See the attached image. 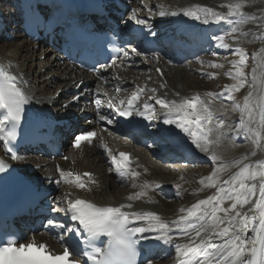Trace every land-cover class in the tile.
Listing matches in <instances>:
<instances>
[{"label": "snow or ice", "instance_id": "obj_1", "mask_svg": "<svg viewBox=\"0 0 264 264\" xmlns=\"http://www.w3.org/2000/svg\"><path fill=\"white\" fill-rule=\"evenodd\" d=\"M244 4L245 0H236L234 3L221 5L228 9L227 13L194 5L171 13L160 10L156 14L160 17L182 15L190 20L202 21L204 24L228 21L233 25L230 31L213 36L212 39L217 47L229 48L230 45L225 42V37L230 36L233 40H237L238 37L235 34L239 29L235 25L247 22L245 13L242 11ZM148 11L151 13L152 9L149 8ZM230 17H236V19L231 20ZM130 19L136 25L146 28L148 30L146 35L151 34L153 37L157 35L152 31V25L147 20L138 18L136 12L132 13ZM117 51L120 50L117 49ZM232 51L238 59L230 61L233 70L226 75L235 83L226 85L220 93H206L205 96L209 99H205L200 94L171 101L152 96L143 101L141 107L140 96L145 89L138 87L131 93L126 103L124 100H119L117 103L114 97L107 101L108 107L113 109L114 114L119 117L126 119L140 117L148 121L149 124L145 125L147 130L153 127L151 122L160 116L149 102L155 100V104L163 110L162 123L178 129L189 140L191 146L207 154L212 161L211 173L202 178L200 184L204 188L215 189L213 194L197 200L187 208L180 209L183 214L170 221L161 218L155 211L123 210L125 207L131 208V204L116 207L97 206L85 199L69 200L65 197L67 206L54 207L52 212L64 213L72 223L66 225L49 219L46 226L52 230H59L60 241L67 244L63 252L54 255L48 251L46 244L37 245L34 238L27 244L18 243V238L14 234H8L0 236V264H81V260L70 258L75 255L86 257L84 264H138L141 241H147L149 237L145 234L150 232L156 233L153 238L165 245L173 244L176 239H185L183 243H175V264H264V161H257L255 165L242 163L241 159L226 163L215 151L216 146L230 133L250 140L257 148L264 147V78L258 81L253 69V84L249 85L250 90L244 97L243 104L236 103L233 92L243 88L248 80V74L244 71L248 54L238 46ZM261 51L264 52V49ZM132 52L136 55L140 54L136 48H133ZM128 56L129 53L123 51L122 56H113L110 64H100L94 71L99 73L101 69L116 66L117 59L123 61ZM211 66L223 67L217 64ZM157 71L160 70L157 69ZM257 82L261 86L258 95L255 94ZM102 91L97 89L98 94ZM116 91L119 92L120 89L117 88ZM151 91L155 92V89ZM103 94L108 95L106 92ZM220 97H226L228 101L233 102V110L238 109L240 112L239 120L234 128L226 123L225 119L220 118L214 110V101ZM79 99L80 96L73 97V101ZM29 103V97L18 86L17 77L0 66V142L3 143L6 153H10L13 161L23 159L18 155L13 142L17 141V129L22 126L26 106ZM94 103L98 119L112 124L114 122L110 118L112 113L100 114L102 101L96 99ZM64 107H70V103H66ZM96 136L95 131L77 133L72 146L79 148L84 142L91 143ZM104 147L121 180L129 176L132 178L139 176L137 171L129 167L128 153L121 152L117 157L106 145ZM252 155H255V152ZM10 168L9 164L0 160V174L7 175ZM232 168L237 170L229 174ZM57 171L60 173L57 184L63 180L74 183L78 189L88 187V181L82 179L79 174L65 173L59 167ZM225 174H228L227 179L223 178ZM83 175L90 180V173ZM258 178L260 184L257 196L255 181ZM133 186L135 187V184ZM149 186V183L145 182L141 186L143 190L130 195L128 199H139L147 195L146 190ZM152 187L159 186L152 185ZM175 187L176 195L179 197L180 185ZM254 196L257 198L250 210L255 214L249 216L241 209L248 205ZM137 222L144 226H135ZM249 232L252 233L251 236L248 235ZM65 234L68 236V241H78V245L83 247L70 250L71 244L65 241ZM101 237H106L107 242L100 241ZM216 239L219 242H214ZM98 242L103 243V246H98Z\"/></svg>", "mask_w": 264, "mask_h": 264}, {"label": "bare ground", "instance_id": "obj_2", "mask_svg": "<svg viewBox=\"0 0 264 264\" xmlns=\"http://www.w3.org/2000/svg\"><path fill=\"white\" fill-rule=\"evenodd\" d=\"M147 1H149L148 2L149 6L152 7L153 2H150L151 0H147ZM188 1H189V3L187 1H185V2H182L180 5H179V3L175 4L172 8L173 9L175 8L174 11H179L180 9L185 8V7L200 5V6L213 8L215 11H218V12L227 13L228 9L226 7H221V5H227L228 3L236 2V0H188ZM143 2H145V1H143ZM143 2L141 3V1H139V3H141V4H139V7L142 8ZM173 4L174 3H172V5ZM135 5H138V4L136 3ZM242 11H243V13H245V16H248L247 22H246V23H249L247 26V31H249V32L252 31L254 33V31H256V29H259V28H260L259 30H261L262 28L264 29V0L262 3H259V0H245V4H244ZM179 16L182 17V15H179ZM156 18H157V20H162L163 22L165 21V19L166 20L168 19L167 16L160 17L157 14L155 15V19ZM231 18H233V17H231ZM253 18H255V19H253ZM185 20H186V17H183L182 21H185ZM198 22L199 21H195V22L189 24L188 26L196 24ZM164 23H166V21ZM235 26L237 28H240V24H236ZM257 26H259V27H257ZM240 29H242V28H240ZM247 31L241 30V36L246 37L245 32H247ZM242 33H243V35H242ZM228 37L229 36H227L225 38H228ZM5 38L6 37H3L0 35V44H1L0 45V64L2 62L5 66H7L8 68H10L12 70V72L14 73V75H16V77H18L20 79L21 84H22V89H23V91L27 92V96L30 99V104L34 105L38 100H41L43 98H47L46 97L47 96L46 90H44V88H43L45 93H42L43 90L37 91V93H40V95H41V97L39 99H37L38 95L35 96L36 88L30 83L29 73L23 69L24 63L30 61V58H31V55L29 56L30 53L35 55V59L39 60L40 62H42L41 57L44 56V58L47 59V62L46 61L45 62L50 67L48 69L51 70L52 68H54V71H56L54 74L55 76L54 75H48L47 74L48 70L44 71V74H45L44 75L41 73L42 72L41 70H43L44 68L46 69V66L39 63V68H40L39 70L40 71H38V76L36 78V80L37 79L41 80V78H42L41 83L43 82L42 84L45 85V86L42 85V87L50 86L52 84L56 85L57 83H59L57 85L59 88H57V86H56L54 92H52V95H53L52 99L56 95L58 89L64 88L66 85H68L69 81L66 77L68 75H70V73H66L67 69L60 66L58 64V62L53 59V55L49 49L43 50V51L48 52L46 54L45 53H43V54L42 53H36L35 54L32 50L33 48H30L27 42L23 41L21 44L16 45V43H12V42L6 43V41L8 39L5 40ZM262 41H264V40H262ZM263 44H261L262 45L261 49H264ZM226 50L228 51V48H222V52L226 51ZM227 51L223 52V53L226 54ZM230 59L231 58H228V60H230ZM208 61L211 62V59H209ZM28 68L30 69L31 67L29 66ZM190 68H192V67H190ZM188 70H190V69H188ZM220 70L224 71V67H221ZM259 70L260 69H257L255 71V75L257 77H260V75H259L260 71ZM194 71H196V70H194ZM200 72H201V76H203L202 78H205V79L208 77L210 78V76L213 73V72L197 71L198 74H200ZM163 73H164L163 75L165 76V78H167L168 81L170 83H172L173 82V74H172L173 72H171L170 69H163ZM187 73L189 74V72H186L185 74H183V72H181V79L183 81L186 80L185 76L187 75ZM32 74H35V76H36V71L33 70ZM213 74H214L213 77L216 76V73H213ZM152 75H153V77H157L154 73ZM196 79H197V81L195 80V83H193V84H192V82L191 83L190 82L185 83L186 88H190L191 86L195 85L196 89H194V87H193V90L195 92L190 90V93L186 92L187 94H184L183 98L184 97H191V96L196 95V94H200L203 97L204 94H206V93H209V92L215 93V91L212 90V87H211L213 85H211V84L207 85L208 81H206V80H203V79L199 80L200 75H198V77ZM75 84H76V82H75ZM244 88H245V86L243 88H241L240 90H242ZM192 92H193L192 95L187 96L188 94H191ZM179 95H182V94L180 93ZM237 95H238V91L233 92V96L235 98V101H238ZM60 96H61V94L58 95V98H61ZM156 96H158V93L155 94V97ZM167 96L169 97L168 99L170 101L174 100V99L175 100L182 99V98H177V96H175V94H173L171 92L170 93L168 92ZM224 98H226V97H224ZM217 101H218V99H217ZM217 101L216 100L214 101L213 107H214V110L216 112L217 111L220 112V113L217 112L220 115V117L222 118V116H223V117L231 118L233 116H236L237 117L236 120L238 122L239 117H240V112L237 110L234 111L233 109L229 108L227 106V104L219 103ZM230 135H232V133ZM103 136H104L102 138L103 141L110 142V138L112 135L104 133ZM229 136L227 138H224L221 141V143L219 145H217L215 148V151H217L218 154L221 155L222 159L226 163H230L236 159H241L242 163H249V164L256 163V161H254L253 158L251 159V157H248V156L251 155L253 152H255V155H259V153H262L261 148H259V151H257L255 149L252 152L245 151V149H239V148L243 147L242 144L239 146L240 141L243 137L242 136H236V137L233 136L234 138L232 137L233 138L232 139ZM234 140L239 144H235L233 142ZM197 151L199 152V150H197ZM199 153L203 154L204 159L205 160L207 159V161L210 162V164H209L210 168L213 167V163L208 158V155L201 153V152H199ZM140 155H142V154H140ZM140 155L138 153H134V156H137L139 159L137 162L130 165V168L137 171L139 173V176H137L135 178L128 177L129 179H127V181L125 180L126 182L125 181L123 182V183L128 182L127 187H125L123 189H119V190H116V188H118L117 187L118 181H117V178H116V180L114 178V170L110 167V163H109L108 159L106 158V156L102 155L98 148H93V149L86 148V149H83L82 153L77 152V153H73L72 155L69 154L68 158L65 161L58 160V161H56V163H53L51 161H47V162L43 161L44 164L42 167L47 169V168L53 166V168L56 170L58 167L60 170H62V168L74 170L79 175L82 172L93 173L94 175H93L92 180L95 181L96 185L88 187L92 191V197L87 196V194H85V195L87 196L86 198L91 199V200H95L97 203L103 204V205L110 204V203L120 205L121 203L117 202L118 199H122V201L124 199L125 201L123 202V204H128V203L131 204V202L134 203L133 201H135V200H140L143 203H146V200H149V198L151 196H152V201L153 200L154 201L160 200L161 198L156 197L152 193L151 188H153V189L156 188L157 192H166V193L171 194L173 196H177L176 195L177 189H176L175 185H180L179 191L181 192V194H184L186 191H189L192 193V195L195 198H197L198 196L199 197L204 196L203 198H206L208 195L213 194L215 191V189L204 188L203 185L200 184V180L211 173L212 170H210V168H201L200 167V168L194 169V167L189 166L187 168L188 176L195 179V181L191 183V182H189L188 179L184 178L186 183L183 185V179L180 178L181 176L179 174L171 173V174H173V176L170 174L171 177H169V178L163 177V176H158L157 172H165V171H167V167H162L159 164L157 165L156 162H153L150 159L142 158ZM142 156H144V155H142ZM251 156H254V155H251ZM22 157H23L22 160L17 161L18 165L22 166V165H25L26 162L31 161L32 165L34 166L32 168V170H30V171L28 170V168L25 169L29 176L36 178V179L37 178L40 179L42 176H44L43 169H41L40 171L38 170V172H34L35 167L39 166V164L42 163L41 160L28 158L26 156H22ZM244 157H247V158L243 159ZM261 159H259V161ZM244 160H248V161L244 162ZM142 165H144V168L141 167ZM28 166H31V165H28ZM172 169H173V171L174 170L177 171L178 167L168 168V170L170 172H172L171 171ZM202 171H205V172H202ZM234 171H236V168L230 169L229 174L231 172H234ZM50 173H52V172H49V174ZM46 176H48V174H46ZM223 178L227 179L228 174H225L223 176ZM105 182H107V185H104ZM145 182H148L150 185L149 188L146 190L147 195L142 196L139 199L129 200L128 197L130 195H134L135 193L143 190L141 186ZM195 182H196V184H195ZM134 184H135V187L133 186ZM152 185H158L159 187H152ZM164 188H168V190L164 191ZM99 190H101L100 193L98 192ZM108 192H110V194H112L113 197L115 198L113 201H110L106 197V194H109ZM69 194L77 196V195L84 194V191H81V190L77 191V190L71 189L69 186H67V187H65V190H64V193L62 194V196L59 198L57 196V198H56L57 202H59V203L63 202L65 200L64 198ZM258 195H259V192H258ZM163 201H164L163 199L161 201H159V202H162V204H164L163 205L164 206L163 212L161 214V218L170 221V220L176 219L179 215L183 214V213H181L179 208L174 210L173 206L170 207L171 211H165L167 203L163 202ZM174 206H176V205H174ZM189 206L190 205H184L183 208H187ZM245 207H246V205H245ZM144 210H145L144 208L141 209V212H143ZM252 212H253L252 214H255L254 211H252ZM248 235L251 236L252 233L249 232ZM214 242H219V240L216 239ZM157 256H159L160 259L149 262L148 264H173L176 260V258H175V245L169 244L168 246H162L160 253H158ZM166 257H169V258H166ZM164 259H166V261H164V263H158L159 260H164Z\"/></svg>", "mask_w": 264, "mask_h": 264}, {"label": "rangeland", "instance_id": "obj_3", "mask_svg": "<svg viewBox=\"0 0 264 264\" xmlns=\"http://www.w3.org/2000/svg\"><path fill=\"white\" fill-rule=\"evenodd\" d=\"M185 1H187L189 3L188 0H151L150 2H153L152 3L153 4L152 10L155 13L156 12L158 13L160 10H164L165 12L171 13L172 12V9H173L172 7L175 4H178L179 3V5H180L182 2H185ZM261 1L263 2V0H261ZM261 1L259 0V3H262ZM141 3H139V4H141ZM143 3H145V2H143ZM172 3H174V4L172 5ZM146 4L149 5V3H148L147 0H146ZM140 11L144 12L141 9H140ZM166 16L169 18L168 20L171 22L172 16H170V15H166ZM247 17L248 16H245L246 21H247ZM234 18L235 17H233V20H234ZM171 24H172V22H171ZM248 24L249 23H242V24H240V28H242V29L238 28L239 29V32H237L235 34L238 37L237 40H233L232 37H230V36L228 37L229 38V42H231L232 49H234L235 47L238 46V47L243 48L246 51V53L248 54V58H247L248 61L246 63L245 69H244V71L248 74V80H247V83L245 84V88L242 89V90H240V91H238V95H237L238 101H235L236 103H239L241 105L243 104L244 97L247 95L248 91L250 90L249 89V85L253 84V81H252L253 69H255V71L257 69H260L259 70L260 71V73H259L260 77H257L259 80L261 78H264V52L261 51L262 50L261 49V47H262L261 44L264 43V41H262V40H264V38H262V37H264V29L263 28L261 30H259L260 28L259 29H256V31H254V33L252 31L249 32V31H247ZM257 27H259V26H257ZM241 30L247 31V32H245L246 37L241 36ZM225 41L228 42V39H226ZM10 42L16 43V45H19V44L22 43V41H20V40L10 41ZM232 49H231V51H232ZM226 51H223V52H226ZM223 52L221 53V52H217V51L214 50L209 56H207V58L206 57L200 58V59L196 60L197 62L194 61L193 63H191L189 65V67L186 66V67H182V68H178V69H173L174 71H171V72H173L172 73L173 74V82L170 83L168 81V79L166 78V80L163 81V86H164L163 89L164 90H168V91H166L167 93L169 91H171V92L176 93V94H180L181 93L182 95L187 94L188 92L190 93V90L193 91V92H195L193 90V87H194V89H196V86L195 85L191 86L190 88H186V84L185 83L186 82H190V83L192 82V84L195 83V80L197 81L196 78L198 77V75H200V79L199 80L203 79V80L208 81L207 82V85H210V84L213 85V86H211L212 87V90H214L215 93H220L221 91L224 90V88H225L226 85H231V84L235 83L233 80H231V78L229 76L226 75V73L229 72L230 70H233V66L230 63V61H232L234 59H238V57H236V56L233 55V51L230 52L229 54H227L228 53V51H227V53L225 55H224ZM213 53H215V55H213ZM217 53H220V54H217ZM30 55H31L30 61L24 63L23 69L26 70L29 73L30 83L36 88L35 96L38 95L37 99H39L41 97V95H40V93H37V91L43 90V88H44V90H46V94H50V91L54 92L55 87L59 83H57L56 85L55 84L54 85L52 84L50 86L42 87V85L45 86L44 84H42L43 82L41 83L42 78H41V80L40 79H37L36 80V78L38 76V71H40L39 70L40 69L39 68V63H41L42 65L46 66V69L44 68L43 70H41L42 71L41 72L42 74H44V71L45 70H48V73H47L48 75H54L56 71H54V68H52L51 70L48 69L50 67L46 63L47 62V59L44 58V56L41 57L42 62H40L39 60H36L35 59V55H33L32 53H30L29 56ZM228 58H231V59L228 60ZM209 59H211V62L208 61ZM201 61L203 63H201ZM212 64L223 65L224 71H221L220 70L221 67H212L211 66ZM29 66L31 67L30 69L28 68ZM190 67H192V68H190ZM188 69H190V70H188ZM33 70L36 71V76H35V74H32V71ZM194 70H196V71H194ZM180 71L183 72V74H185L186 72H189V74L187 73L188 76L187 75L185 76V79H186L185 81H183L181 79V72ZM197 71L213 72V73H216V76L213 77V73H212V75L210 76V78L208 77L209 79L208 78L205 79V78H202L203 76H201V72H200V74H198ZM148 79H150V77H148ZM147 83H149L148 84L149 87H152V88L156 89V91H158V92L164 93V91L162 90V87H160L159 85H157V83L155 81H154V83L153 82L150 83V81L147 80ZM57 88H59V87L57 86ZM44 90H43L42 93H45ZM260 91H261V86H260L259 82H257V84L255 85V93L258 95L260 93ZM193 92L191 94H188L187 96L192 95ZM203 97L205 99H209L208 97L205 96V94H204ZM216 101H217V99H216ZM217 102H219V103H225V104H227V106L229 108L233 109V102L228 101L227 98L220 97ZM237 111H239V110L237 109ZM217 112L220 113L219 111H217ZM222 118L225 119L226 120V123H228L232 127H234L235 126V123L237 122V120H236L237 117L236 116H233L231 118H227V117H223L222 116ZM233 136L236 137L234 134L230 135L229 137L232 138ZM233 142L235 144H239L235 140ZM241 144L243 145V147L242 148H239V149H245V151H248V152H252L255 149L257 151H259V148H257L255 145H253L250 140H244V138H242L241 141H240L239 146ZM138 154L140 155V153H138ZM251 155H249L248 157H251V159H252V156ZM140 156L142 158L148 159V158H146V157H144L142 155H140ZM246 161H248V160H244V162H246ZM251 164L252 165H255L256 163H254V164L251 163ZM157 165H158V163H157ZM200 167L201 168H210V165L209 164L197 165V166H194V169L200 168ZM212 168L213 167H211L210 170H212ZM45 170H51V169H45ZM167 171H165V172H157L158 173V176H163V177L169 178V177H171V175L173 176V174H171V173L179 174L181 176L180 178L183 179V185L186 183L185 179H188L189 182H191V183L195 181V179H193L192 177L188 176L187 168L183 169L181 167H178L177 171H175V170L173 171V169H172L171 170L172 172H170L168 170V168H167ZM43 172L46 175V172L44 171V169H43ZM51 172H52V170H51ZM202 172H205V171H202ZM256 182H257V180L255 181V183ZM127 184H128V182L127 183H122V185L118 184V186H117L118 188H116V190L123 189V188L127 187ZM195 184H196V182H195ZM104 185H107V182H105ZM98 192L100 193L101 190H99ZM108 193L109 194H106V197L110 201H113L115 198L113 197L112 194H110V192H108ZM203 197L204 196H200V197L198 196L197 198H195L192 195L191 192L186 191L184 194H181L178 198H175L171 202H168V203L166 202L167 203V206H166L165 211H171L170 210V207H172V206L174 207L173 208L174 210H176L177 208L182 209L184 207V205H191L192 203H195L199 199H204ZM124 201H125L124 199H123V201H122V199H118L117 202L118 203H122ZM133 202L134 203H132V204H135L136 203V205H137V203H139V204H141L143 206H144V204H146V203H143L140 200H135ZM149 204L151 205V203H149ZM163 205L164 204H162V202H160V204H156L155 206H151L150 209L152 211L158 212L161 215L162 212H163V207H164ZM174 205H176V206H174ZM145 206L148 207L149 205H145ZM226 206H227V202H226ZM142 209H143V207H142ZM241 211L242 212H245V213L250 212V210H247L246 211L245 206H244L243 209H241ZM164 261H166V259H164ZM164 261H160L159 260L158 263H164Z\"/></svg>", "mask_w": 264, "mask_h": 264}]
</instances>
